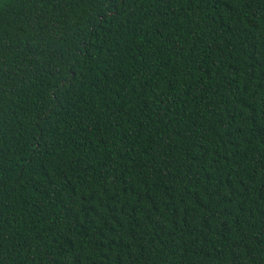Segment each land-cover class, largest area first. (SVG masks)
I'll return each mask as SVG.
<instances>
[{
  "label": "trees",
  "instance_id": "trees-1",
  "mask_svg": "<svg viewBox=\"0 0 264 264\" xmlns=\"http://www.w3.org/2000/svg\"><path fill=\"white\" fill-rule=\"evenodd\" d=\"M0 264H264V0H0Z\"/></svg>",
  "mask_w": 264,
  "mask_h": 264
}]
</instances>
